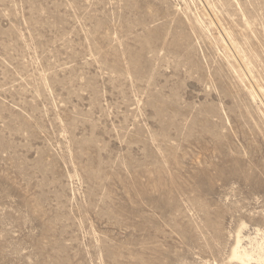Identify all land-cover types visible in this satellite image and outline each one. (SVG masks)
Listing matches in <instances>:
<instances>
[{
  "label": "rangeland",
  "instance_id": "374dc122",
  "mask_svg": "<svg viewBox=\"0 0 264 264\" xmlns=\"http://www.w3.org/2000/svg\"><path fill=\"white\" fill-rule=\"evenodd\" d=\"M263 240L264 0H0V264Z\"/></svg>",
  "mask_w": 264,
  "mask_h": 264
},
{
  "label": "bare ground",
  "instance_id": "6f19581e",
  "mask_svg": "<svg viewBox=\"0 0 264 264\" xmlns=\"http://www.w3.org/2000/svg\"><path fill=\"white\" fill-rule=\"evenodd\" d=\"M240 242H241V236L237 235L234 246L232 247V256L239 259L240 261H249L253 259L252 253H250L245 247H242ZM258 255H259L258 258L264 259V240L262 241L260 247L258 248Z\"/></svg>",
  "mask_w": 264,
  "mask_h": 264
}]
</instances>
